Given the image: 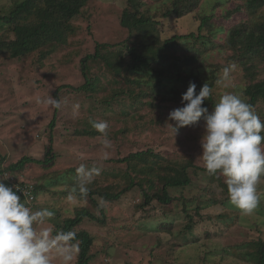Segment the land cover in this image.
I'll use <instances>...</instances> for the list:
<instances>
[{
  "label": "rangeland",
  "instance_id": "rangeland-1",
  "mask_svg": "<svg viewBox=\"0 0 264 264\" xmlns=\"http://www.w3.org/2000/svg\"><path fill=\"white\" fill-rule=\"evenodd\" d=\"M11 1L0 0V15ZM246 1L202 0V6L194 13L176 22L164 21L166 24L162 27V39H165L196 32L201 17H214L210 29H216L215 37L206 44L210 50L203 52L205 61L219 67L217 77L224 67L235 65L229 88L216 85L213 88L217 101L224 91H245L242 69L233 63L231 51L221 47L229 45L228 37L233 27L249 19L244 10H236ZM127 6L128 0H91L73 23L75 34L49 58L40 59L39 52L22 59L0 56V160L5 159L3 168L13 166L24 157L35 161L54 157L49 165L33 163L21 172L8 170L5 183L9 187L29 183L37 188L33 207H30L34 210L47 208L53 213L41 226L50 228L53 234L57 223L60 225L64 219L76 217L82 208H89L100 217L89 201H80L70 195L73 183L80 181L76 169L81 164L87 169H99V175L85 183H93L96 188L111 184L126 186L123 176L127 167L117 161L130 153L149 149L174 165L192 163L203 169L202 162L196 161L202 155L203 119L195 126L175 132L168 125L175 126L168 115L179 107L168 104L161 110L144 109L140 114L143 118L136 121H122L113 108L108 112L98 109L96 101L88 100L82 92L72 88L85 83L81 61L94 53L97 43L120 44L127 39L129 32L120 25ZM262 15L264 7L259 11V16ZM221 27L222 31H218ZM11 39L13 35L5 37V40ZM90 64L98 77L106 73L102 64ZM259 71L258 79H264V66ZM112 80V77L102 78L105 84ZM112 88L115 85L99 92L96 100L109 97ZM49 96L63 102L54 127L51 123L56 109L44 103ZM75 104L80 108L79 115L74 118ZM91 119L109 122L110 148H103L98 138L100 133L95 137L82 136L85 130H95L89 123ZM112 174L117 180L109 177ZM188 175L191 185L169 189L174 198L169 205L157 201L144 205V193L139 188L126 193L118 202L101 201L106 209L105 225L86 219L75 230L86 231L94 238L93 264H250L244 254L249 250L243 249V245L264 240V198L252 214L244 215L229 203L219 180H212L205 171H196V168H190ZM144 185L149 186L147 182ZM258 191L264 193V183L258 186ZM78 254L79 247L72 264H76ZM52 264H59V261L53 257Z\"/></svg>",
  "mask_w": 264,
  "mask_h": 264
},
{
  "label": "trees",
  "instance_id": "trees-1",
  "mask_svg": "<svg viewBox=\"0 0 264 264\" xmlns=\"http://www.w3.org/2000/svg\"><path fill=\"white\" fill-rule=\"evenodd\" d=\"M90 1L12 0L11 5L2 10L3 14L0 15V56L22 59L39 52L40 59L49 58L58 47L68 43L69 36L75 34L73 23L83 14ZM202 4V0H128L120 23L129 32L127 39L120 44L97 43L94 53L81 61V74L85 83L79 87H70L82 92L88 100L96 101L98 109L108 112L113 108V112L117 111L121 115L122 121L143 118L140 114L148 108L156 111L167 108L168 104L182 107V95L192 82L197 85V93L206 82L214 88L219 67L205 61L203 54L210 50L206 44L215 37L216 29H210L213 16L201 17L196 32L175 34L162 39V27L166 24L164 21L181 20L198 10ZM263 7L264 0H247L242 7H238L236 10H244L249 19L233 27L228 37L229 45L221 47L231 51L233 63L242 69L246 82L243 94L254 109H259L256 113L261 120H264V79L258 77L260 67L264 66V15L259 16V11ZM160 11L161 14H158ZM222 28L217 30L222 31ZM10 35L14 39L5 40ZM91 62L102 64L106 73L99 77L93 74ZM106 77H112L113 80L105 84L102 78ZM111 85H115L111 95L96 100L97 94L106 91ZM59 90L55 92L56 96ZM216 101L213 91L203 107L210 112ZM99 111L102 110H96ZM57 112L58 109L55 110L51 127L55 126ZM97 134L95 130H85L82 136L95 137ZM52 157L45 161L24 157L4 170L2 165L5 159H1L0 173L8 170L21 172L33 163L49 165L54 160ZM117 163L127 167L123 176L126 186L111 184L96 188L97 185L92 183L85 184L87 190L81 191L78 180L73 183L71 194L69 191L78 200L89 201L100 213V217H96L94 211L82 208L76 217L64 219L60 225L57 223L56 231H73L76 234L79 247L76 264H93L91 249L94 238L86 231L75 230L86 219L105 225L107 216L103 203L118 202L123 195L139 188L144 193V205L148 206L153 201L169 205L174 201L169 194L170 188L191 185L192 180L188 175L190 168L205 171L192 163L174 165L152 149L130 153ZM109 177L113 180L118 178L115 174ZM211 178L219 180L223 193L228 195L223 178ZM21 198L26 201L25 197ZM33 203L27 202V205L30 207ZM243 246V249L249 250L244 253L248 256L247 262L264 264V240Z\"/></svg>",
  "mask_w": 264,
  "mask_h": 264
},
{
  "label": "clouds",
  "instance_id": "clouds-1",
  "mask_svg": "<svg viewBox=\"0 0 264 264\" xmlns=\"http://www.w3.org/2000/svg\"><path fill=\"white\" fill-rule=\"evenodd\" d=\"M235 65L222 69L215 81L216 86L227 89ZM214 89L206 82L199 93L192 82L182 95V107L168 115L175 132L179 128L197 125L204 121V132L200 140L202 162L206 175L223 177L227 187L229 203L242 214H252L260 205L264 193L258 186L264 183V120H261L243 92L224 91L214 109L209 113L203 107ZM44 103L54 109L62 107V101L49 96ZM79 104L73 106V117L79 115ZM92 128L104 149L111 147L108 137L109 122L91 119ZM80 178V190L86 191L85 183L99 169H87L81 164L76 169ZM0 179V264H52L55 257L59 264H72L78 251V241L73 231H56L41 228L53 216L47 208L34 210L18 195V186L9 187Z\"/></svg>",
  "mask_w": 264,
  "mask_h": 264
},
{
  "label": "built area",
  "instance_id": "built-area-1",
  "mask_svg": "<svg viewBox=\"0 0 264 264\" xmlns=\"http://www.w3.org/2000/svg\"><path fill=\"white\" fill-rule=\"evenodd\" d=\"M4 170V168H2ZM5 176H8L6 172L0 173V179H4ZM21 192H18L19 195L25 197L28 203H33L35 201L36 191L35 186L29 183L18 184L16 185Z\"/></svg>",
  "mask_w": 264,
  "mask_h": 264
}]
</instances>
